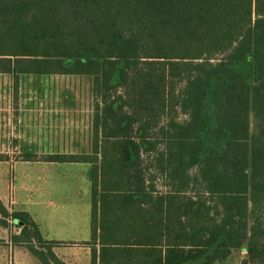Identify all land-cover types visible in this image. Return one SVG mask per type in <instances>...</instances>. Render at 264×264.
<instances>
[{
	"label": "trees",
	"instance_id": "trees-1",
	"mask_svg": "<svg viewBox=\"0 0 264 264\" xmlns=\"http://www.w3.org/2000/svg\"><path fill=\"white\" fill-rule=\"evenodd\" d=\"M0 74L93 79L91 264H264V0H0Z\"/></svg>",
	"mask_w": 264,
	"mask_h": 264
},
{
	"label": "rangeland",
	"instance_id": "rangeland-1",
	"mask_svg": "<svg viewBox=\"0 0 264 264\" xmlns=\"http://www.w3.org/2000/svg\"><path fill=\"white\" fill-rule=\"evenodd\" d=\"M234 68L251 80L250 62ZM95 104L93 79L89 77L24 76L16 83L11 76L0 74V156L7 163L0 164V181L8 184L10 208L16 205L19 193L38 196L45 192V197L54 199L51 210L55 213L67 215L63 207L70 209L69 199L75 197L79 223L88 217L90 165L58 164L50 168L42 160L47 155L92 152ZM206 139L207 145L218 146L211 138ZM26 155L34 157L27 162ZM46 171L49 176L44 184ZM156 184L162 191L161 182ZM246 256L245 250L236 251L226 262L216 264H244Z\"/></svg>",
	"mask_w": 264,
	"mask_h": 264
},
{
	"label": "crops",
	"instance_id": "crops-1",
	"mask_svg": "<svg viewBox=\"0 0 264 264\" xmlns=\"http://www.w3.org/2000/svg\"><path fill=\"white\" fill-rule=\"evenodd\" d=\"M42 163L50 166V168L58 164H85L49 163L43 161ZM0 164L7 165L6 159L3 158ZM45 176L47 178L42 179L44 184L48 181L49 174L47 171ZM4 182L3 180L0 181V200L3 205L9 211L27 212L39 226L40 232L46 241L59 243L49 246L50 251L63 264H91L92 250L91 245L88 244L91 240V212L87 218L85 217V221L83 220V222L79 223L75 215V197H70L69 203L71 208L67 209L63 207L67 215L55 213L51 210V207L55 206L54 199L52 196L45 197V192L38 196H26L28 195L27 193H25V196H22L19 193L16 197V205L14 208H10L7 199L8 184ZM73 202L75 203L74 213H72ZM20 233L21 228H17L16 223L10 228L0 226V264H43L28 250L27 243L13 241L14 234L20 235ZM33 245L40 251H45L41 244L33 243Z\"/></svg>",
	"mask_w": 264,
	"mask_h": 264
},
{
	"label": "built area",
	"instance_id": "built-area-1",
	"mask_svg": "<svg viewBox=\"0 0 264 264\" xmlns=\"http://www.w3.org/2000/svg\"><path fill=\"white\" fill-rule=\"evenodd\" d=\"M13 202H11V204H12ZM12 223V222H11Z\"/></svg>",
	"mask_w": 264,
	"mask_h": 264
}]
</instances>
